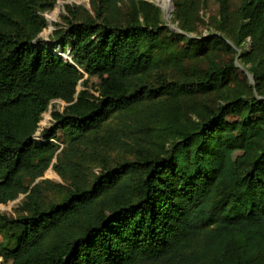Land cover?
<instances>
[{"label": "trees", "instance_id": "trees-1", "mask_svg": "<svg viewBox=\"0 0 264 264\" xmlns=\"http://www.w3.org/2000/svg\"><path fill=\"white\" fill-rule=\"evenodd\" d=\"M57 1L0 0V203L23 194L16 216L0 212L10 264H264V123L242 175L231 152L245 143L222 136L235 104L251 115L264 99L223 83L234 60L209 56L202 75L168 79L152 56L166 27L145 0H90L82 17L66 5L64 60L34 41ZM217 2V30L203 41L235 52L249 38L238 56L264 96V0H242L236 26L228 0ZM190 88L216 89L224 103L191 119L179 102ZM56 99L62 109L39 127ZM49 166L62 179L53 189L39 179Z\"/></svg>", "mask_w": 264, "mask_h": 264}, {"label": "rangeland", "instance_id": "rangeland-1", "mask_svg": "<svg viewBox=\"0 0 264 264\" xmlns=\"http://www.w3.org/2000/svg\"><path fill=\"white\" fill-rule=\"evenodd\" d=\"M161 11L166 30L158 35L155 39L158 48L152 53L153 58L158 61L170 80H179L188 75H202L207 70V58L210 56L218 64H225L234 60L235 68L222 76V81L230 90L240 91L242 96L250 98L256 96L264 99L255 87V81L252 74L248 71L249 63H244L239 58L238 53L241 49H249V38H246L242 44V48L233 51L226 50H210L203 39L209 34L215 32L218 26V2L217 0H145ZM242 0H228L229 17L226 21L228 26H236L238 24V6ZM189 3L187 13H182L180 5ZM66 5H74L75 11L79 12L82 17L87 11L93 15V8L90 0H64L61 4L57 2L53 7L44 12L47 19V25L38 34L34 41L40 42L49 49L55 50L57 54L64 60H70L69 46L63 51L61 45L63 36L62 32L67 27V11ZM126 4L121 5V8ZM189 26L191 29L186 30ZM180 35V36H178ZM186 38H190L187 42ZM80 71H82L80 69ZM84 77L86 74L82 71ZM83 81V80H82ZM91 84L98 82L97 77L89 79ZM83 84H79L77 89L82 88ZM180 105L185 114L194 120L205 119V106L211 110L216 109L220 104L224 103L222 94L216 89L202 90L200 88H190L180 94ZM65 102L61 100H53L47 111L42 114L39 127H49L52 125L50 113L53 109H62ZM264 123V111L247 115V108L242 103H237L232 107V111L224 118L222 136L228 141L237 144L245 143V148H239L231 152L232 159L237 165V172L242 175L247 172L251 165L252 157L258 152L262 145V131ZM39 131V130H38ZM36 132V137L38 136ZM59 139L55 140L60 149H65L64 137L61 130L57 131ZM123 151H111L113 158H123L120 154ZM130 157V155H127ZM55 161V158L53 159ZM95 172L99 171V166L93 167ZM39 179H47L51 189L52 184H61L62 179L56 173L52 166H49L42 177ZM45 183V182H44ZM55 190L46 192V199H51L55 194ZM23 198L20 194L14 200L0 203V212L8 216H16L18 214L17 207ZM10 242L0 232V264H10ZM7 247V248H5Z\"/></svg>", "mask_w": 264, "mask_h": 264}, {"label": "built area", "instance_id": "built-area-1", "mask_svg": "<svg viewBox=\"0 0 264 264\" xmlns=\"http://www.w3.org/2000/svg\"><path fill=\"white\" fill-rule=\"evenodd\" d=\"M62 1H63V0H58V1H57V5H58V4H61Z\"/></svg>", "mask_w": 264, "mask_h": 264}, {"label": "clouds", "instance_id": "clouds-1", "mask_svg": "<svg viewBox=\"0 0 264 264\" xmlns=\"http://www.w3.org/2000/svg\"><path fill=\"white\" fill-rule=\"evenodd\" d=\"M64 1V0H63ZM46 13V12H45ZM42 15H43V13H42ZM44 17H45V15H43ZM46 18V17H45Z\"/></svg>", "mask_w": 264, "mask_h": 264}, {"label": "bare ground", "instance_id": "bare-ground-1", "mask_svg": "<svg viewBox=\"0 0 264 264\" xmlns=\"http://www.w3.org/2000/svg\"><path fill=\"white\" fill-rule=\"evenodd\" d=\"M161 2H163V0H161Z\"/></svg>", "mask_w": 264, "mask_h": 264}]
</instances>
